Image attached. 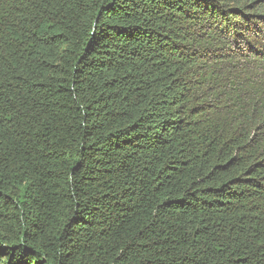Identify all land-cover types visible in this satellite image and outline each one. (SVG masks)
Wrapping results in <instances>:
<instances>
[{
	"label": "trees",
	"instance_id": "16d2710c",
	"mask_svg": "<svg viewBox=\"0 0 264 264\" xmlns=\"http://www.w3.org/2000/svg\"><path fill=\"white\" fill-rule=\"evenodd\" d=\"M0 264H264V0H0Z\"/></svg>",
	"mask_w": 264,
	"mask_h": 264
}]
</instances>
